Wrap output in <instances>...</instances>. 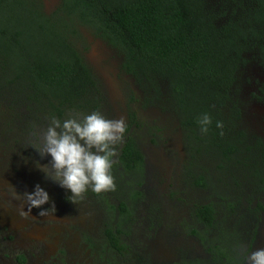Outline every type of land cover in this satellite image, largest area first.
Masks as SVG:
<instances>
[{
  "label": "trees",
  "instance_id": "16d2710c",
  "mask_svg": "<svg viewBox=\"0 0 264 264\" xmlns=\"http://www.w3.org/2000/svg\"><path fill=\"white\" fill-rule=\"evenodd\" d=\"M59 1L46 15L40 0H0V96L11 95L34 116L61 122L97 111L98 88L75 47L79 27L91 29L123 56L122 69L139 87L148 86L155 96L161 85L166 89L189 166L202 163L196 165L202 171L197 177L187 169L196 187L207 188L211 179L203 171L210 165L219 173L239 172L231 179L234 187L263 191L264 141L237 126L232 87L248 56L264 71V0ZM203 113L213 121L207 134L197 123ZM116 165L115 180L117 167L133 178L142 175L143 156L132 139ZM119 211L129 212L125 204ZM213 213L209 206L199 207L196 215L211 228ZM112 246L119 248L114 239ZM224 251L218 250L220 258L229 264L232 253Z\"/></svg>",
  "mask_w": 264,
  "mask_h": 264
},
{
  "label": "rangeland",
  "instance_id": "374dc122",
  "mask_svg": "<svg viewBox=\"0 0 264 264\" xmlns=\"http://www.w3.org/2000/svg\"><path fill=\"white\" fill-rule=\"evenodd\" d=\"M40 3L42 11L52 15L60 1L40 0ZM79 34L81 38L75 47L98 88L97 111L107 119L123 118L127 125L123 140L132 139L144 155L142 175L135 182L124 170L117 172L119 190L125 193L118 197L134 208L136 216L126 225L119 221L117 226L125 236L124 243L120 249L111 248L104 230L115 220L114 214L104 213L103 194L89 190L84 201L73 204L68 199L71 192L47 178L37 166L51 160L50 156L41 157L30 146L37 142L34 133L46 129L49 119L40 114L34 116L25 102L15 101L11 95L0 96V188L4 199L10 202L3 207L0 200V264H163L173 254L167 245L169 238L184 248L199 246L195 242L200 234L190 217L193 208L204 203L216 207L218 221L212 231L203 233V244L207 241L208 246L212 245L210 240L216 245L228 240L237 243V237H242L241 246L233 248L235 253L244 252L246 256L264 248V189L259 192L243 184L244 177L240 179L242 187H234L231 179L239 172L231 168L219 173L210 165L203 171L211 179L207 188L196 189L193 182L192 185L185 181L179 168V162L188 157L184 136L167 102L166 89L161 85L159 95L155 96L144 85L140 90L147 102L140 105L136 90L137 99L132 100L118 52L91 29L79 27ZM232 96L240 112L239 129L264 141V71L253 56H248L240 68ZM136 121L139 128L133 126ZM191 168L187 167L202 173L196 165ZM37 184L50 197L43 209L54 203L56 211L39 216L42 209L33 208L27 217H21V206L28 210L22 194L34 192ZM13 187L21 193L20 199L14 198ZM133 190L139 196L130 198L131 203L125 195L130 196ZM23 235L34 242L41 239L35 242L33 252H27L28 263L18 250L19 237ZM30 241L22 243V247H30ZM255 242L261 243L258 248L254 247Z\"/></svg>",
  "mask_w": 264,
  "mask_h": 264
},
{
  "label": "clouds",
  "instance_id": "9594fccd",
  "mask_svg": "<svg viewBox=\"0 0 264 264\" xmlns=\"http://www.w3.org/2000/svg\"><path fill=\"white\" fill-rule=\"evenodd\" d=\"M212 117L203 113L197 123L202 134H207L212 125ZM216 127L222 129L223 123L216 122ZM127 125L123 118L107 119L99 111L84 115L82 118L74 114L61 122L54 116L49 117L46 129L34 133L37 142L30 145L41 157L50 156L46 165L37 166L45 176L69 190L68 199L77 204L87 198V193L100 195L115 192L117 185L112 170L117 147L123 142ZM223 135V131L220 133ZM15 199H20L21 193L13 187ZM27 211L21 206L19 215L27 217L33 208L42 209L39 216L55 213L54 203L48 209L43 205L50 202L48 193L38 184L32 193L22 194ZM245 264H264V248L256 249L246 254Z\"/></svg>",
  "mask_w": 264,
  "mask_h": 264
},
{
  "label": "flooded vegetation",
  "instance_id": "af4514ba",
  "mask_svg": "<svg viewBox=\"0 0 264 264\" xmlns=\"http://www.w3.org/2000/svg\"><path fill=\"white\" fill-rule=\"evenodd\" d=\"M118 54L120 55V58L123 60V56L120 53H118ZM124 74H125V81L127 82V85H126L127 88H128L127 91L129 92V94H133L132 100L137 99L135 97V95H134L135 90H136V93L140 94V95L138 94L139 98L137 100L138 102H140V105H141V103H146L147 101L145 100V97L143 96V94H142V92L140 90V87L137 84V82L135 81V79L132 76H130L129 74H127L125 71H124ZM136 120H138V115H136ZM177 124L179 126V123H177ZM133 126H134V128H139L140 124H139L138 121H136L135 123H133ZM127 139H129V138L126 137L125 140H123V142L117 148V155L113 158L114 161H115L114 166L118 163L119 157L121 156V150L123 149L124 144L126 143ZM138 149H139V147H138ZM139 151L142 154V156L144 157L143 152L140 149H139ZM198 158H199V161H200V157H198ZM179 164H180L179 165L180 173L184 175V180L189 182L190 184H192L191 179H189L190 175H188L189 171H187V167L190 164L189 161H188V157L185 158L183 161H180ZM201 164H202L201 162H196L197 166H199ZM189 167L191 168V165ZM119 171H122V169L120 167H117V172H119ZM117 172H115L116 173V177H117V179L115 180V183L117 185V190L115 192L103 193V200H102L103 203H105L104 204V206H105L104 207L105 215L110 214V213L114 214L113 219L115 220V223H113L112 225H108L107 229L104 230L105 231L104 232V237L106 238V241H107L108 245L111 248H114V249L116 247L112 246V239H114L115 241L118 242V247L119 248H116V249H120L121 246H122V243H124V237L125 236L123 235L121 229L118 228L119 221H122V224L126 225L128 222H130L131 219H134L135 216H136L135 215V211L132 212V210H134V208L128 206L129 204L127 205L126 203H123L121 201L122 198L118 197V195L125 194V193H122L119 190V186H120L119 175H118L119 173H117ZM193 172L196 173L197 175H200V173H197L196 171H193ZM185 177H186V179H185ZM138 179H139V177H138ZM136 180H137V178H134L133 181L135 182ZM194 187L196 189L198 188L195 185H194ZM125 196H126L125 199L129 200L132 203V201L130 200V198H132V197L129 196V195L128 196L125 195ZM0 200L3 201V205H2L3 207H5L6 205L7 206L10 205V202H8V201H6V199H4L3 194L1 192V188H0ZM121 204H125V206L127 207V210H129L128 213H125L123 215L120 213L119 210H120ZM208 206L211 207L212 210L214 211V213H213L214 220L212 222L213 227H211V228L207 227L206 225H204L200 221L201 220L200 214L196 215V212H197L199 207H208ZM132 213H133V215H132ZM191 215L192 216L190 217V221L192 222L194 220V225H195L194 229L197 228V230H195V231H197L200 234V235L197 234V237L199 239L196 238V242H195V243H198L199 246L196 249H190V248H187V247L184 248L182 245H180L177 242H173V240H171V238H169L167 240L168 241L167 245L169 246L170 250L173 251V254H171V257H169V259H166V261L164 260L163 264H208V262L211 263L212 261H215L216 263H219V264H222V263L228 264V261H226L225 259H221L220 255H219V252H221L224 255L226 254L224 249H227L228 251L230 250L231 253H232V257H231V260L229 261L230 262L229 264H245V262H246V258L245 257L246 256H243L244 252L243 253L239 252V254H237V253H235L233 251V248L237 247L236 245H240L241 246L242 237L241 238L237 237V241H236L237 243H233L234 242L233 240H228L227 242H224V243H222L220 245H216V244L213 243V241L210 240V243L212 244L210 246H208V242L207 241H206L207 245H205L206 242L204 244L202 243V239H204V237H203L204 234L203 233L205 231H207V230L212 231L215 228V226L217 225L216 223L218 221L217 220L218 218H217L216 207H214L210 203L199 204L198 206L193 208ZM127 218H129V219H127ZM130 227H133L132 223L130 224ZM130 231H132V229ZM192 231L193 230H191V232ZM127 236L129 238L132 237L131 232ZM19 238H20L21 242H20V244L18 246V250H21V255L24 257V261H26L25 263H28V255H26L27 252H29V254H30V252H33L32 249H33V247H35V242L37 243V241L41 240V239H37L34 242L33 240H31V241L28 240L25 235L20 236ZM28 241H30L32 245L30 247H26V248L22 247L21 244L22 243H27ZM260 244H261L260 242H255V246L254 247L258 248L257 246L260 245ZM215 247H217V250L215 249ZM218 250H219V252H218ZM243 250L245 251V249H243ZM23 257L20 258V260H23ZM67 263L68 262H66V264Z\"/></svg>",
  "mask_w": 264,
  "mask_h": 264
}]
</instances>
